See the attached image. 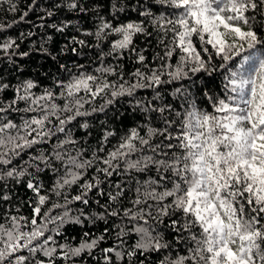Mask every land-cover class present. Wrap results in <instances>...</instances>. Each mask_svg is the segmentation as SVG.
I'll list each match as a JSON object with an SVG mask.
<instances>
[{
	"label": "snow or ice",
	"instance_id": "obj_1",
	"mask_svg": "<svg viewBox=\"0 0 264 264\" xmlns=\"http://www.w3.org/2000/svg\"><path fill=\"white\" fill-rule=\"evenodd\" d=\"M0 3H7V11L13 14L19 11L16 0ZM154 3L162 6L160 15L150 8H134L143 19L114 25L97 11L94 31L76 29L96 44L73 36L61 53L69 47L73 53L78 52L77 46L101 48L113 37L108 52L99 53L96 74L80 72L68 80L55 79L52 88L40 93L33 91L39 87L33 80L12 86L0 78V92L12 87L15 93L10 101L0 102V203L12 200V183H23L34 197L27 201L30 217L13 214L10 207L0 215V264H56L57 260L75 264L76 258L85 253L92 256L96 249L103 253L102 264H134L135 260L144 264L140 257L170 249L171 241L165 239L161 226L170 230L176 243L184 244L185 253L165 257L160 264H264V0ZM36 6L37 0H32L18 21L0 23V31L24 22ZM54 8L83 14L90 10L80 0H61ZM125 8L113 2V17ZM44 12L41 21L56 14ZM71 25L72 21L63 20L39 27L64 33ZM154 33L164 51L157 54L161 64L149 69L135 38ZM34 35L29 31L20 33V38ZM39 39L35 50L52 56L46 46L51 36ZM19 48L16 38L0 40V53L14 66L13 57L30 54ZM125 54H134L148 70L137 68L125 80L117 68L103 63L105 56ZM214 59L222 61L218 67L227 75L222 95L202 90L212 109L207 111L184 82L194 85L198 74L211 76L218 71ZM60 68L71 71L64 64ZM177 82L172 93L178 102L175 107L164 101L160 88ZM138 89H151L154 95L137 99ZM121 97L132 98L133 111L143 114V134L140 126L131 128L105 153L109 138L116 135L105 128L98 147L87 154V139L82 143L75 135L73 122L86 137L91 136L89 123L78 118L105 112ZM97 98L103 100L99 106ZM153 119L159 126H153ZM90 169L93 175L86 179ZM153 169L155 176L133 175ZM46 172L55 176L47 188L42 182ZM114 174L126 180L105 193L102 185ZM128 179L133 181L131 186ZM93 191L107 196L103 204L96 201L97 212L86 210ZM126 192H132L130 199ZM75 203L84 207L73 208ZM98 220L106 225L99 235L85 231L75 244L56 239L66 224L83 226L85 221ZM109 238L112 245L101 248Z\"/></svg>",
	"mask_w": 264,
	"mask_h": 264
},
{
	"label": "trees",
	"instance_id": "obj_2",
	"mask_svg": "<svg viewBox=\"0 0 264 264\" xmlns=\"http://www.w3.org/2000/svg\"><path fill=\"white\" fill-rule=\"evenodd\" d=\"M81 3L85 4L90 10L87 14L80 13L78 11H68L66 8L55 9L54 6L58 3H61V0H37V6L33 11L29 12V15L25 18L24 22H19L13 24L11 28H7L5 31H0V40L6 39L8 37L16 38L17 43L20 45L18 51H30L28 57H13L16 61L15 66L9 64L7 58L3 56V53H0V78L3 82L9 83L12 86H15L18 82L24 80H33L39 85L38 88L34 89L36 93H40L44 88H52L55 79L68 80L71 74H79L84 72L86 74H96L97 67L100 66L99 53L103 50L105 53L108 52L110 48V43L113 37H108L105 40L101 48L96 47H79L77 53L71 51L69 47L66 51L61 53L60 49L63 48L66 44L69 43L73 36H77L80 39H85L89 44L95 45L96 41L93 37L82 36L77 32V28L82 30L94 31L97 23V11L100 15H103L105 18L112 21L114 25L120 23H126L131 20L143 19V17L138 16V12L134 11V8H150L154 15H160L162 6L155 4L154 0H80ZM116 2L121 5H125V11L122 13H117L113 17L111 4ZM19 11L15 14L7 11L8 4L0 3V23L8 24L13 20H19V16L28 10V6L32 3V0H16ZM99 5L97 8L96 6ZM95 9V10H93ZM44 10H55L56 14L51 18H46L45 21L39 19L40 16L45 15ZM63 20L72 21V25L65 30L64 33H59L48 27H39L40 24L46 23H59ZM149 26V31H151ZM29 31L36 33V35L21 39L20 33L27 34ZM51 36V40L46 45L48 51L52 53V56H55V59L50 55L42 54L35 50L39 46L40 37ZM33 41H36V45L33 46ZM135 45L138 50H142L143 54L146 57L145 64L148 65L149 69H155L160 64L161 61L157 59V54H163V46L159 44L158 37L154 33L152 37H146L143 35H138L135 38ZM176 57H173V63L175 62ZM222 61L214 59L213 63L217 66L218 71L213 72L211 76H208L205 73L198 74V78L195 79V84H191L187 81L184 83L191 88V91L197 100L200 107L204 108L207 111H211V106L208 103L207 99L203 95L202 90H207L210 95H222L223 94V85L225 83L224 77L227 75L225 69L219 68V64ZM105 66H112L117 68L118 73H123L125 80H130L131 73L135 72L137 68H140L141 71H147L144 65L136 62L134 54H125L123 58H114L113 56H105L103 61ZM236 64L239 63V58L235 61ZM66 65L67 71L61 69L60 65ZM83 65L82 68L78 67ZM232 66L231 64L229 65ZM245 68L248 67L247 64L244 65ZM109 80H116V76H108ZM178 83H173L171 85H163L160 88L161 97L165 102L172 103L173 106L178 107V102L172 95L175 87L178 86ZM15 93L13 88L10 87L3 92H0V102L10 101L14 97ZM154 95L151 89H138L136 93L137 99H151ZM132 98L130 97H121L117 103L114 105H109L105 112H96L90 116L78 118L86 120L89 125V131L91 136H87L82 129L78 127L77 122H73L72 127L74 128L75 135L83 141L87 139V144L85 147L89 149V154L91 150L98 147L99 142L102 139L105 128L114 130L116 135L109 138L107 145L105 146V153L112 149L114 145L117 144L120 137L125 135L131 128L141 127V134H143V121L144 117L138 110L133 111V104L129 103ZM103 103V100L97 98L95 104L99 106ZM20 106H23L21 102ZM88 108V105H85ZM15 118L19 119V116L16 115ZM153 126H159L157 119H153ZM43 147L48 148L49 145H44ZM105 153H101L104 155ZM27 159V156H25ZM92 169L88 171L86 179L93 175ZM138 178H146V176H155V170L145 173V174H133ZM55 180V176L46 172L42 175V182L47 187H51L52 183ZM126 177L124 175H113L107 182H105L102 187L107 193L108 191H114L112 185L115 183H124ZM129 186L133 184L131 179L127 180ZM72 193L75 194L76 188L74 187ZM10 195L13 197L12 200L8 203H0V215L3 214L5 209L11 208L13 214H19L23 216H31V208L28 206L27 201L34 199L33 194L26 189L24 184L15 185L14 183L10 186ZM126 198L130 199L132 197V192H126ZM89 205L87 206V211L97 212L100 211L99 205L96 203L97 200L101 204L105 203L107 196H100L95 191L89 193ZM127 200H125V203ZM47 207V205L45 206ZM73 208L84 207L79 203L72 205ZM19 209V212H16V209ZM57 211H60L59 209ZM112 221H109L111 224ZM106 225L103 221H97L95 224L88 223L85 221L83 226L75 224H66L62 229V236L57 237L56 239L60 243L69 242V243H78L80 237L85 231H90L99 235L100 232ZM51 227V226H50ZM161 231L164 232L165 239L171 241L170 249H163L160 252H149L145 256L140 257L139 259L144 261V264H160L161 260H164L165 257L174 258L176 254H184L185 246L184 244L176 243L173 239V234L170 230L161 226ZM132 241L129 240V243ZM113 243V238H109L104 243L100 245L101 248L109 247ZM26 254V253H25ZM103 253L96 249L92 256H89L85 253L82 257L75 259V264H102ZM56 264H64L63 261L57 260ZM134 264H139V260H135Z\"/></svg>",
	"mask_w": 264,
	"mask_h": 264
}]
</instances>
